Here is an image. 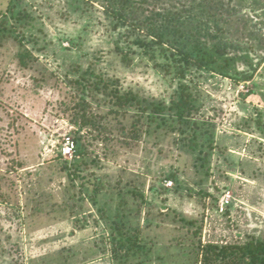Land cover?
<instances>
[{
	"label": "rangeland",
	"instance_id": "374dc122",
	"mask_svg": "<svg viewBox=\"0 0 264 264\" xmlns=\"http://www.w3.org/2000/svg\"><path fill=\"white\" fill-rule=\"evenodd\" d=\"M43 1L42 11L38 6L35 8L39 12L37 17L44 22L42 28L45 32H39L38 35L45 50L35 51L36 54L51 71L61 77H65L75 67L85 69L91 59L83 55L100 48L98 46L102 43H98L101 42L97 39L99 36L83 29V26L88 25V19L80 15L65 23L55 20L58 6L51 0ZM9 2L0 0V17ZM250 15L253 18L254 13ZM257 16L258 19L248 22L250 26L247 29L240 26L236 37H230L231 40L239 41L243 46L251 38L244 36L252 31L257 32L258 27H254V23H257L261 28V37L251 38L253 41L247 43L246 48L249 45L257 47L261 38L264 39V9L258 11ZM75 43L82 47H74ZM29 47L33 48L34 45ZM104 47L109 46L104 44ZM246 48L243 46L241 49L240 55L243 57L248 54ZM18 51V45L12 40L0 46V174L6 175L10 169L6 186L3 183L4 191L9 192L11 204L20 210L19 213L17 209L15 211L0 205V217L7 221L5 228L13 236L12 243L17 242L14 247L7 244V250L3 251L13 258L11 264H46L41 257L57 256V252L65 246L78 250V256L71 264H114L111 253L102 250L105 244L109 245V238L108 230L99 220L101 214L98 208L106 202L111 206L114 194L117 203L121 198L120 187L142 191L152 202L138 218L141 227L148 217L154 220L152 229L145 225V245L153 254L150 252V258L145 257L143 264L190 263L193 248L185 242L187 228L181 222L182 217L204 221V244L239 245L249 238H264V139L252 131L256 127L257 114L261 112L264 117L261 96L264 93L262 50L249 54L254 59L253 63L261 62L251 81L238 83L236 78L210 76L194 68L188 74L186 81L191 83V80H196L194 84L199 90L197 95L201 102L194 119L216 125L215 148L210 150V163H207L211 167L210 173L207 165L201 166L207 148L203 147L201 156L199 149L194 153L180 144V133H169V136L162 130L155 131L147 138L144 136L139 144L128 148L120 142L117 146L96 142L91 131L87 130L86 143L96 163L89 164L87 170L81 172L83 179L74 180L76 188L67 177V172L61 170L62 161L57 159L66 140L73 138L70 133L76 129L61 105L65 101L66 90L50 87L37 90L33 85V74L18 68ZM115 56L109 57L98 69L110 77H121L124 88L133 89L142 97L166 102L173 99L178 83L171 85L148 59L141 60L140 56H134V63L128 68ZM160 61L165 60L160 58ZM241 62L237 63L236 68L248 70L249 66ZM251 88L256 89L260 96L243 98V94ZM93 133L96 135V132ZM189 137H192V133ZM197 146L202 145L198 143ZM18 162L23 163L24 168L20 169ZM30 169H33L31 173L28 171ZM169 170L176 171L185 183L169 197L167 203L162 200L163 195L150 192V185L155 177L163 173L167 175ZM96 176L104 178L107 185L99 195L98 206L87 198L84 202L79 199L82 185L90 193L97 187ZM118 180L122 185L117 184ZM166 182L164 184L167 186ZM173 187H176L175 182ZM215 187H218L216 193L221 199L231 194L230 205L233 207L229 215H223L220 211L217 213L213 200L209 198L204 208L205 191H213ZM71 195L76 198L70 199ZM31 197L45 200L44 211L47 215L29 214L30 220L26 221L23 218L33 211L32 205L28 204ZM134 201L129 198L130 203ZM71 206H76L79 211L77 222L68 214ZM166 208H169V214L159 216L158 211L168 213ZM17 212L22 218L15 217ZM6 216L11 220L6 219ZM175 217L176 220L173 219ZM3 238L6 241L5 235H2ZM178 239L184 243L178 244ZM51 264L61 262L52 257Z\"/></svg>",
	"mask_w": 264,
	"mask_h": 264
},
{
	"label": "trees",
	"instance_id": "16d2710c",
	"mask_svg": "<svg viewBox=\"0 0 264 264\" xmlns=\"http://www.w3.org/2000/svg\"><path fill=\"white\" fill-rule=\"evenodd\" d=\"M43 2V0L41 2L10 0L0 17V46L10 40L18 45L19 51L16 57L18 68L33 74L32 81L37 90L49 87L66 90L65 101H62L61 105L64 114L68 115L69 121L76 127L70 133L75 143V154L70 161L64 158L62 151H59L57 159L62 161L61 170L67 172V177L75 188L74 180L83 179L81 172L87 170L89 164L96 163L86 143L87 130L91 131L96 142L110 146H117L120 142L128 148L139 144L144 136L147 138L155 131L162 130L169 136H171L169 133L175 135L180 133V144L187 146L194 153L199 149L201 156L205 146L207 151L201 166L210 163L212 154L210 150L215 148L216 125L194 119L200 109L201 102L197 95L199 90L194 84L196 80H191V83L186 80L193 68L210 76L236 78L238 83L254 79L264 57L261 58V62L253 63L254 59H251L249 54L253 55V52L256 54L261 50L264 52V39L261 38L262 43L260 42L257 47L249 45L246 48V45L252 43L251 38L261 37L259 24L254 23V27H258L257 32L252 31L251 35L244 36L251 37L243 45L248 53L246 57L240 55L243 49L242 43L233 41L230 37H236L240 26L247 29L250 26L248 22L254 18L258 19L257 12L264 9L263 0H51V3L54 2L59 8L55 20L65 23L78 15L87 18L88 25L83 26V29L99 36L97 39L101 42L98 43H102L98 46L100 48L83 55L91 59L89 66L85 69L75 67L72 72H67L65 77L51 71L35 52L45 50L38 35L39 32H45L42 28L44 22L37 17L39 12L37 13L35 8L38 6L42 11ZM252 13H254L253 18L250 15ZM32 44L34 47L30 48L29 45ZM104 44L109 47L102 48ZM74 47L82 46L75 43ZM115 55L128 68L133 65L134 56H140L141 60L148 59L154 69L163 74L171 85L178 83L173 99L166 102L142 97L135 90L124 88L121 77H110L102 73L98 66ZM160 58L165 61L161 62ZM239 62L249 66V69L238 70L236 65ZM192 82L193 87H191ZM262 94L264 102V93ZM251 96L260 95L254 88L243 94L245 99ZM255 122L253 133L256 132L254 134L264 139V117L261 112L257 114ZM93 132H96V135ZM190 133L192 137H189ZM198 143L202 146H197ZM5 155L9 156L6 152ZM18 166L20 169L24 168L23 163L18 162ZM208 169L210 173L211 167L208 166ZM32 170H28L29 173ZM9 172L10 169L6 171V175L0 174V205H5L11 210L17 209L20 213L19 208L11 204L9 192L4 191ZM168 172L167 175L163 173L155 177L150 185V192L154 195L166 196L161 197L167 203L170 201L169 197L177 193L185 183L176 171ZM103 179L96 176L97 187L91 193L82 185L79 199L84 202L87 198L98 206L99 195L107 188ZM168 180H173L176 187H167L164 183ZM117 184L122 185L120 180ZM217 188H213V191L209 189L205 191L206 201L203 206L206 207L209 198L213 200V207L218 213L221 196H217ZM112 196L113 206L106 202L98 208L101 214L99 220L108 230L109 238V245L105 244L102 250L111 253L114 264H143L146 261L145 257L150 258L151 253L153 254L145 245L147 243L145 225L152 229L154 220L148 217L145 225L141 227L138 218L142 216L144 208L149 207L152 202L146 193L125 187L119 188L121 198L117 203L114 199L115 194ZM69 198L76 197L71 195ZM129 198H133L134 203H130ZM44 202L45 200L42 201L38 197L29 198L28 204L32 205L33 211L29 212L28 209L29 213L23 220L25 218L26 221L30 220L29 214L47 215L44 211ZM232 207L228 205L223 215H229ZM70 208L68 214L77 222L79 211L76 206ZM166 210L168 211L169 208ZM18 212L15 215L17 219L21 217ZM158 212V215L163 217L170 211ZM6 219L11 220L9 216H6ZM173 219L176 220V217ZM0 221H2L0 222L1 264H11L10 260L13 258L8 257L10 254L3 251L7 250V244L14 247L17 242L11 241L13 236L5 228V218L0 217ZM181 222L186 224L187 228V233L184 235L185 242L190 243L193 248L190 252L192 257L189 264H264V238H249L239 245L204 244L203 220H186L182 217ZM2 235H5L6 241L5 238L2 239ZM46 240L47 238L44 242ZM105 240L106 238L103 241ZM177 242L184 243L179 239ZM57 253V256L41 257V260L51 264L52 257L53 259L55 257L61 264H71L78 256L77 249L66 246ZM138 258L140 260H137Z\"/></svg>",
	"mask_w": 264,
	"mask_h": 264
},
{
	"label": "built area",
	"instance_id": "2783aa9c",
	"mask_svg": "<svg viewBox=\"0 0 264 264\" xmlns=\"http://www.w3.org/2000/svg\"><path fill=\"white\" fill-rule=\"evenodd\" d=\"M62 154H63L65 159H69V160L73 159L74 154H75V143H74L72 138H68L66 140L65 145H64V147L62 149ZM166 183H167V186L170 187V188L173 186V182L172 181H169V182H166ZM231 200H232L231 194L225 195L220 200L219 211L224 213L225 210H226V207L231 204Z\"/></svg>",
	"mask_w": 264,
	"mask_h": 264
}]
</instances>
